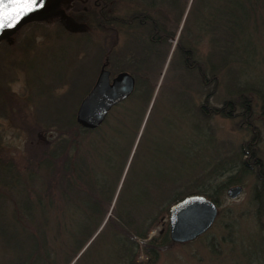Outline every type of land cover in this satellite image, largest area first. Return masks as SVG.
Instances as JSON below:
<instances>
[{"label": "trees", "instance_id": "16d2710c", "mask_svg": "<svg viewBox=\"0 0 264 264\" xmlns=\"http://www.w3.org/2000/svg\"><path fill=\"white\" fill-rule=\"evenodd\" d=\"M165 2L168 3L167 0H144L142 7L133 9L126 19H99L117 28L145 23L149 35H155L154 41L159 35L162 43L167 45L174 38L188 0H182L176 15ZM86 15H89L88 18ZM84 16V20L96 18L92 9ZM137 19L142 23H138ZM190 22L206 25L204 31L200 28L195 36L187 40L181 39V33L175 40L173 49L180 53V58L176 66L179 73L175 75L171 88L174 97L178 98L176 89L179 83L181 106L186 109L183 110L186 118L196 120L198 137H208L205 129L210 116L230 119L238 116L239 124L251 130V142L238 145L223 156L215 154L202 158L198 148L183 144L178 158L164 159L157 168L161 173L152 178L144 176L141 171L131 173L129 165L110 208L131 145L129 143L127 148L123 146L117 133V127L124 128L128 122L126 117L115 119L108 113L95 129L80 127L73 118L72 110L70 118L64 121L36 119L33 122L35 125L31 126L19 122L27 131L35 130L41 123H53L58 129L55 130L56 138L49 145L37 153H20L17 163L12 162L9 148H0V246L6 255L4 264H70L72 261V264H155L161 248L177 244L168 237L167 213L170 205L185 195L196 193L218 206L221 191L230 185L241 184L246 175L254 180L252 198L257 204L255 219L260 227L263 226L264 167L256 146L258 136L252 131L254 126H250V93L258 90L235 79L230 53L240 23H264V0H191L183 23ZM29 24L33 22L24 23L18 30L0 39V62L5 59L13 61L11 57L14 54H22L24 48L18 47V52L15 48L6 47L1 54V47L5 46V39ZM83 24L91 30L97 29V23ZM60 26V23L56 24V31ZM80 37L87 38L83 34ZM116 37L117 32H114L111 45L116 42ZM201 37H205L207 42L202 57L196 45V40L198 42ZM96 39L94 43L98 41ZM27 42L29 44L31 40ZM189 51L195 53L196 58L194 81L188 71ZM105 58L111 63L107 54L98 55L95 58L96 67ZM184 68L186 73L183 76ZM219 73L225 77L223 91L218 90ZM230 75L233 77H230L231 80L228 78ZM143 78L147 91L145 107L156 77H151L147 71ZM190 86L193 92L189 91ZM136 90L140 91V86ZM135 91L129 99L136 98ZM197 97H201V101L194 104ZM211 97L219 98V106L208 105ZM262 98L264 100V96ZM9 106L0 104L2 116H8L6 108L15 113L16 108ZM234 107L238 109L237 114H234ZM168 150L174 152L173 147ZM168 160L173 162L168 163ZM174 162L177 169L171 167ZM125 187V196L121 198ZM8 205L10 213L7 218L5 210ZM105 217L101 231L87 244ZM164 218L160 232L149 236ZM106 228L109 237L103 240L101 232ZM210 247L213 248L212 244Z\"/></svg>", "mask_w": 264, "mask_h": 264}, {"label": "rangeland", "instance_id": "374dc122", "mask_svg": "<svg viewBox=\"0 0 264 264\" xmlns=\"http://www.w3.org/2000/svg\"><path fill=\"white\" fill-rule=\"evenodd\" d=\"M140 1L134 0V2ZM167 1L168 3L165 2V4H168V8L176 15L182 0ZM120 3L115 10L119 16L139 8V6L132 7L125 1ZM190 3L191 0H188L174 38L169 40L167 45L159 46V53L154 56V59L149 57L148 73L151 77H156V83L148 106L141 112L142 105L140 106L139 99L143 94L142 101L145 100L147 92L145 89L143 93L142 91L138 93V98L129 99L123 105L126 108L128 122L124 128L117 127V133L120 134L118 137L123 146L127 148L129 143L131 145L110 208L113 206L129 165L132 168L131 173L141 171L144 176L152 178L161 173L157 168L163 164L164 159L178 158L179 149L183 144L198 148L201 151L199 156L201 155L202 158L215 154L223 156L238 145L251 142L252 132L250 129H245L244 124H239L238 116L234 119L210 116L205 129L208 137H198L195 132L196 120L191 121L190 118H186L185 109L177 103H167L168 100H176L171 90L175 75L179 73L176 66L180 53L173 49L175 40L179 33L182 40H187L190 36H195L200 28L204 31L206 25V23H183ZM78 12L81 14V8ZM80 18L83 17L78 14L76 20ZM56 24L26 25L16 34L5 39V46L1 47V54L2 49L6 47L15 48V52L17 47L24 48L22 54L17 51L18 55L14 54L11 57L13 61L9 62L5 59L0 62V93H2L0 104L3 106L10 104L9 108H16L15 113H10L11 111L6 108V111H9L8 116L4 117L0 114V148H9L13 163L20 160V153L29 151L37 153L49 145L56 138L55 130L58 129L53 123H41L35 127V130L27 131L19 122L31 126L36 119L64 121L70 118L71 110L74 118L78 103L92 86L98 73L99 65L96 67L95 58L97 59L102 48L99 41L93 42L97 40L98 32L87 28L83 23L79 25L63 23L56 31ZM237 31L230 53L231 62L233 61L232 72L235 79L240 80L238 82L258 90V92L250 93V126H254L252 131H255V136H258L256 146L264 167V106H262L264 103L262 98L264 96V23H240ZM118 32L116 55L120 47L133 48L127 32L125 30ZM81 34L87 38L80 37ZM28 40H31L29 44ZM196 45L199 56L202 57L207 46L206 38L201 37L198 42L196 40ZM25 50L27 51L23 53ZM6 55L7 53L4 54ZM101 62L106 64L105 68L108 70L112 67L107 65V59H102ZM219 74L218 90L223 91L222 82L225 77ZM230 77L232 75L228 76ZM86 88L87 90L81 95ZM200 101L201 97H197L194 99V104ZM208 102L209 106H219V98L211 97ZM237 110L236 107L233 108L234 114H237ZM169 147H173L174 152L169 151ZM169 162L173 161L168 160ZM174 164V166L171 164V167L177 169V164L175 162ZM238 185L241 186V192L235 198H228L225 195L226 188L221 191L217 216L204 234L191 242L161 248L155 264H264V198L261 203L263 226L260 227L255 219L257 204L252 198L254 180L250 175H246L242 183ZM126 190L127 187L121 193V198L125 196ZM9 208L8 205L5 210L7 218L10 213ZM106 217L87 244L101 231ZM164 222L165 218L161 219V223L150 231L149 236H156ZM107 229L101 232L103 240L109 237ZM5 258L6 255L0 246V264H4ZM72 263L73 261L70 264Z\"/></svg>", "mask_w": 264, "mask_h": 264}, {"label": "water", "instance_id": "95a60500", "mask_svg": "<svg viewBox=\"0 0 264 264\" xmlns=\"http://www.w3.org/2000/svg\"><path fill=\"white\" fill-rule=\"evenodd\" d=\"M58 0H37V5L24 0H0L5 24L0 29V39L15 32L21 25L44 19L54 10ZM133 88V78L120 72L109 80V72L103 66L98 71L89 90L77 105L74 120L82 128L95 129L103 121L110 108L125 99ZM241 192L236 184L226 188L225 195L235 198ZM218 213L217 205L202 194H188L170 205L167 213L168 237L175 243L193 240L204 233Z\"/></svg>", "mask_w": 264, "mask_h": 264}, {"label": "flooded vegetation", "instance_id": "af4514ba", "mask_svg": "<svg viewBox=\"0 0 264 264\" xmlns=\"http://www.w3.org/2000/svg\"><path fill=\"white\" fill-rule=\"evenodd\" d=\"M125 1L127 3H130L131 6H139L142 7L143 1L140 2H133V0H58L56 3V6L54 10L47 16L48 19L46 20H33L29 22L33 23H60L63 25V23H97V29L98 32V41L99 45L102 49H100V54H107L110 57L111 63H108L107 65H111L112 67L108 70L109 72V80H111L113 77H115L120 72H126L133 78V88L132 92L123 100L120 102L114 104L108 113H111V117L117 119L118 116L126 117V108L123 107L124 104H126L129 101V97L133 94V92L137 89V87L140 86V91L146 90V86H144V74L149 70L150 65H148L149 57L157 56L159 53V46L162 45V37L157 35L156 40L154 41L155 35H149V32L147 31V25L145 23H142L139 19H137L138 23H142L140 26L138 25H130V26H119L118 28L114 26L113 24L106 25L104 23H110L107 21L102 22L100 20V17L108 18H116L120 17V19H126L129 14H131L129 11L124 16H119L115 12L117 8V4L119 5L120 2ZM136 1V0H135ZM147 3H145L146 5ZM80 5V6H79ZM121 5V3H120ZM119 5V6H120ZM131 7V10H132ZM79 8H81V14L79 11ZM89 9H92L96 15V18L94 20H84V14L89 11ZM76 12V13H75ZM78 14L83 17L80 18L78 21L76 20V17H78ZM71 16L73 18H71ZM89 15H87L88 18ZM70 18V19H69ZM28 23V22H26ZM128 23H132L129 21ZM125 30L127 32L129 41L133 45L132 47H128L127 49H124L120 47V51L118 52V55H116L115 46L117 43V37L116 42L111 45V41L113 38V33L118 31ZM133 36V37H132ZM109 44V45H108ZM119 56V57H117ZM189 65H188V71L190 78L192 77V80L194 81V73L196 68V58L195 53L189 51ZM107 59V58H105ZM106 66V64L101 62L98 66V71L101 67ZM106 69V68H105ZM182 75L184 76L186 71L184 68V71L182 70ZM191 81V80H190ZM140 82V83H139ZM191 85V82H190ZM193 85V84H192ZM184 91V89H182ZM140 91L137 92L136 98H138V95L140 94ZM189 91L193 92V89L191 86L189 87ZM178 98L174 101L168 100L167 103H173L178 104L181 106V102L179 99L180 95V84L177 83V89H176ZM139 93V94H138ZM141 94L140 101L142 105L141 108L144 107V101H142ZM137 103V100H135ZM148 106V102L145 107ZM186 110V109H185ZM107 113V114H108ZM106 114V116H107ZM104 117V119L106 118ZM103 119V121H104ZM102 121V122H103Z\"/></svg>", "mask_w": 264, "mask_h": 264}, {"label": "snow or ice", "instance_id": "6c2138e0", "mask_svg": "<svg viewBox=\"0 0 264 264\" xmlns=\"http://www.w3.org/2000/svg\"><path fill=\"white\" fill-rule=\"evenodd\" d=\"M14 2H18V0H14ZM24 2L32 4V5H37V0H24ZM41 2H42V0H41ZM2 8H3V5H0V29L4 28L6 26H8V27L12 26L10 23L7 25L5 24L4 18H3Z\"/></svg>", "mask_w": 264, "mask_h": 264}]
</instances>
